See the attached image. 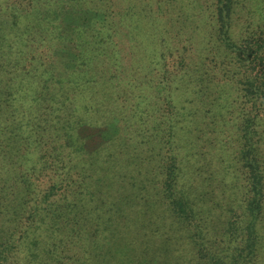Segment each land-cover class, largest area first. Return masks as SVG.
Listing matches in <instances>:
<instances>
[{
	"label": "trees",
	"instance_id": "trees-1",
	"mask_svg": "<svg viewBox=\"0 0 264 264\" xmlns=\"http://www.w3.org/2000/svg\"><path fill=\"white\" fill-rule=\"evenodd\" d=\"M63 1L0 0V264H264V0Z\"/></svg>",
	"mask_w": 264,
	"mask_h": 264
},
{
	"label": "rangeland",
	"instance_id": "rangeland-1",
	"mask_svg": "<svg viewBox=\"0 0 264 264\" xmlns=\"http://www.w3.org/2000/svg\"><path fill=\"white\" fill-rule=\"evenodd\" d=\"M69 1H72V0H64L63 1V9H62V12H61V15L59 18H61V20L64 22V23H84L85 20L89 19V17H100L101 14L99 13H95V12H92V11H88L87 9L85 8H82V9H77L75 7H69L71 4H78V2H73V1H79L83 3V0H73L72 2H69ZM53 19V17H51ZM121 38H125L126 36L125 35H120ZM119 53L120 52V49H119ZM125 54V52H123ZM58 55H62L64 56L65 58H70L72 55V53H69L68 51H58L57 52ZM105 131V130H104ZM104 131H98V130H94L91 132V134H93L95 137H97L99 140L102 139V136H103V133ZM93 136V138H94Z\"/></svg>",
	"mask_w": 264,
	"mask_h": 264
}]
</instances>
